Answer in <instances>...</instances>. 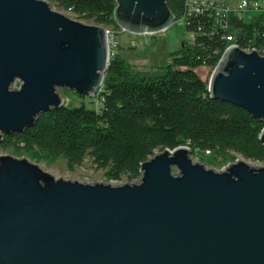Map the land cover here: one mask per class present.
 <instances>
[{"label": "water", "instance_id": "water-1", "mask_svg": "<svg viewBox=\"0 0 264 264\" xmlns=\"http://www.w3.org/2000/svg\"><path fill=\"white\" fill-rule=\"evenodd\" d=\"M115 2L126 33L177 22L168 0ZM109 64L105 27L45 0H0V143L65 107L58 89L95 97ZM209 92L264 121V55L229 47ZM192 153L157 152L137 182L119 185L56 178L1 155L0 264H264V167L237 160L217 171Z\"/></svg>", "mask_w": 264, "mask_h": 264}, {"label": "trees", "instance_id": "trees-1", "mask_svg": "<svg viewBox=\"0 0 264 264\" xmlns=\"http://www.w3.org/2000/svg\"><path fill=\"white\" fill-rule=\"evenodd\" d=\"M48 1L78 20L120 31L114 21L115 0ZM168 6L177 22L187 12L186 0H168ZM225 26H216L207 13L188 17L185 30L192 39L171 54L166 67L153 72L127 64L117 53L92 98L100 101L99 109L83 103L51 110L34 127L5 136L0 150L36 162L64 158L70 172L90 159L107 181L126 178L128 183L140 179L141 165L157 152L180 146H189L194 156L234 153L264 163V121L242 107L212 99L209 81L198 73L201 68L215 70L230 35L242 50L264 55V13L250 22L231 13Z\"/></svg>", "mask_w": 264, "mask_h": 264}, {"label": "rangeland", "instance_id": "rangeland-1", "mask_svg": "<svg viewBox=\"0 0 264 264\" xmlns=\"http://www.w3.org/2000/svg\"><path fill=\"white\" fill-rule=\"evenodd\" d=\"M50 7L57 12L63 13L74 20L76 17L70 12H65L57 7L54 3L48 0ZM222 1V0H219ZM234 1V0H232ZM234 1V6H235ZM260 16L259 12H251L246 14L245 19L250 22L252 19ZM85 24L93 25V23L78 20ZM119 42H120V57L130 64L140 70L153 72L158 68L166 67L169 64L170 56L172 53L178 51L183 42L192 39V35L187 33L185 30V25L181 22H176L171 25L167 30L158 33L156 35H134L126 32L119 31ZM133 41L136 45H132ZM214 70L210 68H201L198 70L199 75L203 80L210 81ZM20 83L15 84V88H19ZM58 93L65 100V106L67 107H78L85 103L88 106L91 105L92 108L99 109L100 101L94 100V97H80L71 91L64 89H58ZM93 101V103H92ZM1 155H10L17 158H28L27 156H17L11 150H0ZM29 159V158H28ZM194 162L205 164L208 168L221 171L228 165L235 163L237 160H245L252 165L264 167V163L252 162L242 158L239 155L231 153L228 156L220 155H203L201 153L192 155ZM31 162L38 164L44 171L51 173L56 178H63L65 180L79 181L81 183L93 184L97 182L110 183L112 185L126 184L128 181L126 178L118 182H109L106 180L102 170H97L90 159H86L84 163L75 169V171L70 172L67 168V162L64 158H60L56 161H41L36 162L29 159Z\"/></svg>", "mask_w": 264, "mask_h": 264}, {"label": "built area", "instance_id": "built-area-1", "mask_svg": "<svg viewBox=\"0 0 264 264\" xmlns=\"http://www.w3.org/2000/svg\"><path fill=\"white\" fill-rule=\"evenodd\" d=\"M235 1V6H234ZM186 0L187 12L185 16L179 21L182 25L186 24L188 17L207 13L209 19L215 21L216 26L225 29V19L231 13H236L242 18H245L246 14L250 12L264 13V0ZM107 40L109 46V59L115 57L118 53L120 46L119 32L112 29H106ZM123 32V31H122ZM228 42V48L236 45L235 38L233 35L225 37ZM132 45H136L133 41ZM254 50V49H253ZM253 50H248L251 52ZM224 55V54H223ZM222 55V57H223ZM221 57V58H222ZM97 96V95H96ZM206 155H211V151H207Z\"/></svg>", "mask_w": 264, "mask_h": 264}, {"label": "crops", "instance_id": "crops-1", "mask_svg": "<svg viewBox=\"0 0 264 264\" xmlns=\"http://www.w3.org/2000/svg\"><path fill=\"white\" fill-rule=\"evenodd\" d=\"M250 13H251V12H250ZM120 47H121V46H120ZM119 51H120V48H119ZM119 51H118V53H120Z\"/></svg>", "mask_w": 264, "mask_h": 264}]
</instances>
